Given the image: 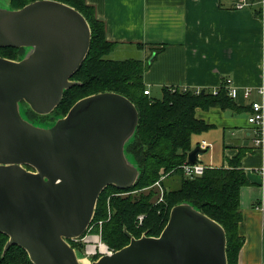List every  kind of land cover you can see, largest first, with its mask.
I'll return each mask as SVG.
<instances>
[{
    "label": "water",
    "instance_id": "1",
    "mask_svg": "<svg viewBox=\"0 0 264 264\" xmlns=\"http://www.w3.org/2000/svg\"><path fill=\"white\" fill-rule=\"evenodd\" d=\"M91 40L86 18L59 1L0 7V48L27 51L19 61L0 57V233L9 238L4 254L18 246L33 264H84L70 241L86 233L106 188L128 190L141 177L126 152L139 125L128 98H84L50 126L23 109L53 113L79 84L71 79ZM204 153L195 148L188 163ZM125 233L128 246L89 264H228L225 229L190 203L171 210L159 237Z\"/></svg>",
    "mask_w": 264,
    "mask_h": 264
},
{
    "label": "crops",
    "instance_id": "2",
    "mask_svg": "<svg viewBox=\"0 0 264 264\" xmlns=\"http://www.w3.org/2000/svg\"><path fill=\"white\" fill-rule=\"evenodd\" d=\"M240 1L85 0L104 22L107 40L117 44L113 60L147 64L150 98L162 99L165 88L216 92L227 79L241 91L252 89L250 98L240 92L235 100L240 112L196 110L210 129L194 136L193 150L205 151L198 162L209 169L229 168L242 154L250 184L240 191L244 244L238 264H264V146H254L255 128L249 123L252 103L261 99L256 91L264 87V0H246L242 10Z\"/></svg>",
    "mask_w": 264,
    "mask_h": 264
},
{
    "label": "trees",
    "instance_id": "3",
    "mask_svg": "<svg viewBox=\"0 0 264 264\" xmlns=\"http://www.w3.org/2000/svg\"><path fill=\"white\" fill-rule=\"evenodd\" d=\"M35 1L38 0H10V8L20 10ZM56 1L75 8L88 21L92 31L90 52L72 77L79 84L64 92L53 114L46 120L36 121L38 116L25 109L26 116L34 123L50 125L53 120L65 117L78 101L106 92L128 98L139 113L135 139L126 152L139 168L141 177L129 190L111 186L101 194L94 222L103 224V241L119 251L130 243L125 230L137 239L144 233L159 237L171 210L190 203L225 229L228 264H238L244 244L239 234L240 191L250 184L241 167L242 154L229 163V168H211L198 178L186 177L181 168L193 151L194 136L210 129L197 119L198 108L242 110L229 96L226 80L216 92L165 88L162 99L154 100L145 94L147 64L134 59L109 58L117 44L107 40L105 24L96 18L94 8L85 0ZM23 54L24 49L0 48V57L9 60L21 59ZM158 182L165 191L163 202L156 203L158 192L154 186ZM140 216H144L142 224H139ZM8 241L9 238L0 233V264H33L27 252L18 246H11L4 254ZM70 243L74 249H84L74 241Z\"/></svg>",
    "mask_w": 264,
    "mask_h": 264
},
{
    "label": "built area",
    "instance_id": "4",
    "mask_svg": "<svg viewBox=\"0 0 264 264\" xmlns=\"http://www.w3.org/2000/svg\"><path fill=\"white\" fill-rule=\"evenodd\" d=\"M248 5L246 0H241L237 5V8L242 10ZM264 15V14H263ZM226 87L229 93V96L236 100L240 96V92H243L245 98H250L253 95L252 89H239L235 86L234 82L231 79L226 80ZM146 95H149V91L145 92ZM256 94L261 97L260 100H257L252 103V115L249 118V123L252 124L255 128V139H254V146L257 149H260L264 146V87L257 89ZM182 170L186 177L188 178H198L205 174L206 170L209 167L205 166L202 163L197 164H189L186 163L182 167ZM159 186L160 182L157 183ZM164 191H162L161 202H163ZM144 216L140 218L141 222L143 221ZM98 238V237H97ZM77 242V240H73ZM87 243V247L85 250V258L87 260L94 259L96 257L101 258L103 256H111L115 253L113 249H111L106 244L102 243L100 240H96V236L87 238L85 240Z\"/></svg>",
    "mask_w": 264,
    "mask_h": 264
},
{
    "label": "rangeland",
    "instance_id": "5",
    "mask_svg": "<svg viewBox=\"0 0 264 264\" xmlns=\"http://www.w3.org/2000/svg\"><path fill=\"white\" fill-rule=\"evenodd\" d=\"M0 7L1 8H3V9H10V5L8 4V2L6 1V0H0ZM27 53V51L24 49V54H23V56H22V58L25 56V54ZM113 55H110L109 56V58H111V59H113V57H112ZM21 58V59H22ZM20 59V58H19ZM19 59L18 60H16V61H19ZM20 59V60H21ZM115 59V58H114ZM116 60V59H115ZM72 80V79H71ZM73 81V80H72ZM74 82V81H73ZM23 109H30L29 108V106L28 105H24L23 104ZM31 110V109H30ZM29 110V111H30ZM32 111V110H31ZM33 112V111H32ZM54 112V111H53ZM33 113H35V112H33ZM36 114V113H35ZM53 113H51V115H52ZM38 117L36 118L37 120L36 121H40V120H46V119H48L49 117V115H46V116H41V115H38V114H36ZM58 119V118H57ZM56 119V120H57ZM56 120H53L54 122H52L50 125H53L55 122H56ZM45 122L43 123V124H41V125H43V126H45ZM49 125V126H50ZM165 179V177H163L162 178V180H164ZM111 187V186H110ZM113 187V186H112ZM154 187H156V191L158 192V195H157V197L154 199V200H156L155 202L156 203H159V202H161V197H162V191H165V189L164 188H162L161 186H159L157 183L155 184V186ZM109 188V187H108ZM108 188H106L105 190H107ZM115 188V187H114ZM104 190V191H105ZM129 190V189H128ZM98 205V204H97ZM97 209V208H96ZM95 214H96V212H95ZM142 216H140L139 218H138V220H139V224H142V222H141V220H140V218H141ZM94 219H95V216H94ZM94 219H93V221H92V223H91V225H90V227L88 228V230L86 231V233L81 237V238H79L78 239V241L76 242V244H79V245H81L84 249H82V250H78V249H76L75 248V250H76V252H77V254H78V257L81 259V260H84V259H86L85 258V250H86V247H87V243L85 242V240L87 239V238H89V236H91V237H94V236H96V240L98 239V240H100L102 243H104V244H106L104 241H103V238H102V222H97V223H95L94 222ZM99 227V232L98 233H96V229ZM164 231V230H163ZM144 235H146V236H148L147 234H143L141 237H143ZM98 237V238H97ZM134 237V236H133ZM140 237V238H141ZM149 237V236H148ZM135 238V237H134ZM139 238V239H140ZM137 239V238H136ZM129 240H130V238H129ZM131 241V240H130ZM71 242V241H70ZM130 244V243H129ZM128 244V245H129ZM107 245V244H106ZM127 245V246H128ZM107 246H109V245H107ZM110 247V246H109ZM111 248V247H110ZM112 249V248H111ZM115 252H117L115 249H113ZM99 258L98 257H96V258H94V259H90V260H88V261H90V262H93L94 260H98ZM84 261H86V260H84ZM83 261V262H84Z\"/></svg>",
    "mask_w": 264,
    "mask_h": 264
},
{
    "label": "bare ground",
    "instance_id": "6",
    "mask_svg": "<svg viewBox=\"0 0 264 264\" xmlns=\"http://www.w3.org/2000/svg\"><path fill=\"white\" fill-rule=\"evenodd\" d=\"M84 260H86V261H84ZM83 261H84V264H89V262H88V260L87 259H84Z\"/></svg>",
    "mask_w": 264,
    "mask_h": 264
}]
</instances>
